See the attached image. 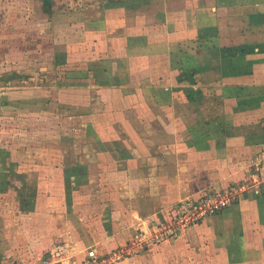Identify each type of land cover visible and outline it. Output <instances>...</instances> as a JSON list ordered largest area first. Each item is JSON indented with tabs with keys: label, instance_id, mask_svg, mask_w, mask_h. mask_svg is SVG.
I'll use <instances>...</instances> for the list:
<instances>
[{
	"label": "crops",
	"instance_id": "crops-1",
	"mask_svg": "<svg viewBox=\"0 0 264 264\" xmlns=\"http://www.w3.org/2000/svg\"><path fill=\"white\" fill-rule=\"evenodd\" d=\"M205 1H181L187 17L195 22L194 30L219 41L206 42L202 50L209 56L198 58L197 67L180 77L179 84L184 85L181 115L189 111L191 117L197 114L196 119L175 125L170 115H165L168 122L157 120L159 113L150 108L149 120L140 123L137 110L123 112L126 106L101 104L97 121L93 113L88 116L91 124L100 123L97 135L102 147L93 143L85 147L88 138L81 133L83 127L74 137L76 152L81 150L85 158L86 173L82 177L69 173L65 178L72 184L68 194L58 173L60 196L39 199L37 204L50 219L37 225L20 219L23 229L11 236L20 240L21 249L16 250L25 254L21 252L18 260L10 247L6 250L10 253L0 254V264H43L49 259L56 264H82L92 254L102 256L125 245L141 225L149 228L154 221L170 219L184 199L250 179L249 161L264 150V0H229L225 5L220 0V7L213 5L211 11ZM209 51H214L213 57ZM154 66L153 73L157 72ZM196 75L209 83L204 90L202 83H194ZM172 88L168 87L167 94L174 98L179 90ZM75 92L88 97L89 90ZM112 92L116 98L125 97L123 102L128 98L124 90L114 89L107 93L110 99ZM207 92L224 103L212 121L202 120V106L188 107L191 96H201L198 103L202 105ZM15 223L3 224L12 230ZM179 237L151 244L118 264H264V183L259 191L246 187L233 205ZM194 239L197 249H163L172 242ZM8 257L15 258L14 262H7Z\"/></svg>",
	"mask_w": 264,
	"mask_h": 264
},
{
	"label": "rangeland",
	"instance_id": "rangeland-1",
	"mask_svg": "<svg viewBox=\"0 0 264 264\" xmlns=\"http://www.w3.org/2000/svg\"><path fill=\"white\" fill-rule=\"evenodd\" d=\"M181 1L0 0L1 255L10 247L18 260L21 252L25 254L16 250L21 249L20 240L11 236L23 229L20 219L28 218L36 225L50 219L37 204L39 199L43 202L45 197L54 200L60 196L58 173L66 194L72 185L65 181L69 173H79L80 177L86 173L85 158L81 150L76 152L74 137L83 127L81 133L88 138L85 147L87 143L102 147L97 135L100 123L91 124V117L95 121L99 118L96 112L101 104L126 106L123 112L137 110L140 123L149 120L150 108L159 113L157 120L168 122L165 115H170L175 125L196 119L197 114L191 117L189 111L181 115L180 89L184 85L179 84L180 77L186 75L185 70L197 67L198 58L209 56L202 50L206 42L218 40L194 30L195 22L187 17ZM222 2L230 4L229 0ZM209 3H204L209 11L211 6L222 4L220 0ZM197 5L194 8L199 11ZM209 52L213 57L214 51ZM202 77L196 75L193 80L197 85L202 83L204 90L209 83ZM168 87L179 90L174 98L167 94ZM76 89H88V97ZM111 89L124 90L128 98L123 102L125 97L116 98L112 92L110 99L107 93ZM189 101L188 107H203V121H212L224 104L211 92L202 105L201 96H191ZM248 166L252 170L251 161ZM9 222L18 224L11 230L3 224ZM170 245L163 249L198 248L196 239ZM14 259L8 257L7 262Z\"/></svg>",
	"mask_w": 264,
	"mask_h": 264
},
{
	"label": "built area",
	"instance_id": "built-area-1",
	"mask_svg": "<svg viewBox=\"0 0 264 264\" xmlns=\"http://www.w3.org/2000/svg\"><path fill=\"white\" fill-rule=\"evenodd\" d=\"M252 176L248 181L234 183L206 195L184 199L176 214L168 220L154 221L149 228L140 226L137 234L125 245H121L105 255L92 254L82 264H118L136 252L146 249L151 244L166 239L177 238L186 229L191 228L205 218L213 216L238 201L246 187L259 191L264 183V150L260 157L251 161ZM54 260H45L44 264H56Z\"/></svg>",
	"mask_w": 264,
	"mask_h": 264
}]
</instances>
